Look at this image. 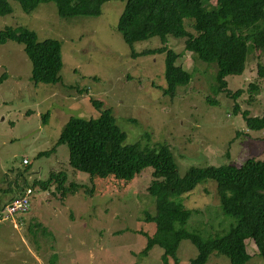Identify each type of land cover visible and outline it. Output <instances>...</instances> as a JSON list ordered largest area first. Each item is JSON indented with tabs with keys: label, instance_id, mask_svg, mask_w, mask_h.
I'll return each instance as SVG.
<instances>
[{
	"label": "rangeland",
	"instance_id": "rangeland-1",
	"mask_svg": "<svg viewBox=\"0 0 264 264\" xmlns=\"http://www.w3.org/2000/svg\"><path fill=\"white\" fill-rule=\"evenodd\" d=\"M8 1L12 12L0 16V29L22 25L34 30L39 40H58L62 65L57 83L33 84L23 45L0 44V75L6 74L0 83V185L14 182L26 170L28 183L22 188L31 189L23 217L0 218V264H163L157 246L141 255L156 229L154 222L144 220L155 212L154 196L147 190L151 168L128 181L92 177L67 164V146L55 143L59 131L70 116L98 114L91 98L110 108L126 140L148 146L164 141L175 152L180 175L191 165L260 157L264 127L248 130L233 107L237 103L248 115L264 116V32L248 43L242 74L226 79L232 90L242 88L237 97L216 94V68L186 52L181 38L169 36L168 48L180 54L176 64L192 74L170 97L162 93L165 54L131 56L132 51L159 46L158 37L131 46L117 30L124 1L106 0L99 16L66 18L56 14L52 2L27 13L17 0ZM249 84L257 87L255 93L246 90ZM45 150L46 155H38ZM50 172L64 173V182L50 178L46 183ZM70 183L77 186L73 192L66 191ZM16 193L0 194L4 200ZM217 196L216 182L204 179L177 197L191 210L187 229L201 231L204 237L228 229L232 219L224 218ZM244 243L247 264H262L252 241ZM177 256L179 264H189L197 249L183 240ZM168 264L175 263L169 259ZM206 264L230 262L211 254Z\"/></svg>",
	"mask_w": 264,
	"mask_h": 264
},
{
	"label": "trees",
	"instance_id": "trees-1",
	"mask_svg": "<svg viewBox=\"0 0 264 264\" xmlns=\"http://www.w3.org/2000/svg\"><path fill=\"white\" fill-rule=\"evenodd\" d=\"M17 1L27 13L34 11L42 3L52 2L56 14L66 18L99 16L106 0ZM121 1L125 5L116 27L123 40L131 46L154 36L160 41L156 48L137 53L132 51L131 56L137 58L165 54V86L162 88L164 95L175 96L177 88L188 84L192 79L190 72L176 64L180 54L168 48L169 36L181 38L186 52L191 53L200 63L216 68L213 76L216 94L223 91L230 97L240 95L242 88L232 90L226 79L242 74L248 43L254 35L264 32V0ZM11 12L9 1L0 0V16ZM7 41L23 45V51L31 64L30 79L33 84H54L59 81L62 64L58 40H39L32 29L22 25H6L0 29V44ZM261 49L264 51V39ZM4 77L6 74L0 75V83ZM249 89L255 93L257 87L249 84L246 90ZM207 101L213 102L208 97ZM90 102L98 114L68 117L55 143H64L67 146V164L71 168L92 177L128 181L146 168H151L152 178L147 190L154 196L155 212L146 214L144 220L154 222L156 229L152 235H148L147 245L141 251L142 256H147L157 246L162 249L163 264H168L169 259L179 264V244L188 240L197 249L196 258L189 264H206L211 254L225 256L230 264H247L250 257L244 241L250 239L255 254L264 264V147L260 157H247L241 162L221 165H191L180 175L175 152L164 141L148 146L138 140H126L127 134L117 123L110 108H103L100 100L90 98ZM233 112H240L248 130L264 127V116L248 115L246 110H239L237 103H234ZM46 115L47 112L42 115L44 122ZM48 152L49 150H45L38 155H46ZM25 172L26 170L20 171V178L14 182H7L4 187L0 185V193L19 191L4 200L0 194V208L13 197L23 195L29 188H22L28 183ZM4 177L6 180L7 175L4 174ZM50 178L63 183L65 174L50 172L46 183L51 181ZM204 179H213L216 182L222 214L232 219L228 229L214 237H204L201 231L187 229L191 210L177 200V197L190 192ZM75 188L76 184L70 183L66 191L73 192ZM26 213L16 214L23 217Z\"/></svg>",
	"mask_w": 264,
	"mask_h": 264
},
{
	"label": "built area",
	"instance_id": "built-area-1",
	"mask_svg": "<svg viewBox=\"0 0 264 264\" xmlns=\"http://www.w3.org/2000/svg\"><path fill=\"white\" fill-rule=\"evenodd\" d=\"M26 162V161H25ZM31 189H26L25 193L20 196L13 197L9 203L0 208V217L8 218L9 216L16 213H25L28 210V195L30 194Z\"/></svg>",
	"mask_w": 264,
	"mask_h": 264
}]
</instances>
